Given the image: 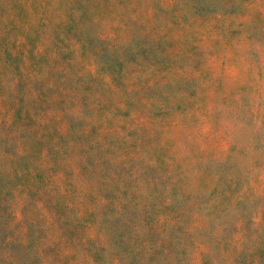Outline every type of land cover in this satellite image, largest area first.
Here are the masks:
<instances>
[{
	"label": "rangeland",
	"instance_id": "374dc122",
	"mask_svg": "<svg viewBox=\"0 0 264 264\" xmlns=\"http://www.w3.org/2000/svg\"><path fill=\"white\" fill-rule=\"evenodd\" d=\"M0 264H264V0H0Z\"/></svg>",
	"mask_w": 264,
	"mask_h": 264
}]
</instances>
